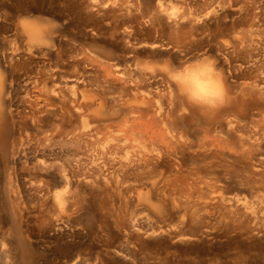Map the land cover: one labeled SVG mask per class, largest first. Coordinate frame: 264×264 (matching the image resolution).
<instances>
[{
    "label": "rangeland",
    "instance_id": "374dc122",
    "mask_svg": "<svg viewBox=\"0 0 264 264\" xmlns=\"http://www.w3.org/2000/svg\"><path fill=\"white\" fill-rule=\"evenodd\" d=\"M90 1L0 0V76L7 86L0 99V264H264L263 109L236 88L233 55L214 35L224 24L255 26L264 19V0H99L95 10ZM30 14L63 24L53 47L25 51L17 19ZM262 19L251 32L264 44ZM168 31L189 41L178 45ZM257 41L252 47L263 50ZM261 49L253 53L264 61ZM58 53L68 56L59 60ZM201 57L216 61L232 89L233 105L224 112L234 124H220L223 111L205 115L187 105L148 67L149 60ZM40 74L55 79L48 86L55 104L75 98L79 105L62 118L55 105L38 120L28 117L27 105L43 87L33 83ZM135 149L159 153L154 169L123 167L128 155L137 160ZM57 193L66 196L62 207Z\"/></svg>",
    "mask_w": 264,
    "mask_h": 264
},
{
    "label": "bare ground",
    "instance_id": "6f19581e",
    "mask_svg": "<svg viewBox=\"0 0 264 264\" xmlns=\"http://www.w3.org/2000/svg\"><path fill=\"white\" fill-rule=\"evenodd\" d=\"M95 4H94V3ZM98 2V4L100 3V4H102L103 5V2L101 3V2H99V0L97 1H90V5H89V8H96V7H94L95 5H98V4H96ZM102 5H101V7H102ZM100 6V5H99ZM241 7V6H240ZM242 8V11L245 9V8H243V7H241ZM247 8V7H246ZM249 9V8H248ZM95 10V9H94ZM129 10V9H128ZM91 11H93V10H91ZM213 11V10H212ZM241 11V10H240ZM246 11V15L248 14L247 13V11L248 10H245ZM248 12H250V11H248ZM256 12V11H255ZM107 14V13H106ZM240 14H243V12H240ZM245 14V13H244ZM243 14V15H244ZM255 14V16H256V13H254ZM253 14V15H254ZM262 13H258V15H261ZM169 15V14H168ZM173 15H175V14H173L172 13V15L170 14L169 16H171V17H173ZM245 15V16H246ZM257 15V16H258ZM188 16V15H187ZM242 16V15H241ZM248 16H249V14H248ZM248 16H247V20H248ZM263 16V15H262ZM132 17V16H131ZM224 17V16H223ZM238 17V16H237ZM243 18H244V16H243ZM242 18V22L244 21V19ZM256 18V17H255ZM258 18H259V16H258ZM135 19V18H134ZM171 19V18H170ZM182 19V18H181ZM180 19V20H181ZM190 19V18H189ZM238 19V18H237ZM262 18H260L259 19V22H260V20H261ZM191 20V19H190ZM193 20V19H192ZM246 20V19H245ZM246 20V21H247ZM264 19H262V21H263ZM234 22V21H233ZM241 22V24L243 25L244 23H242ZM259 22H256L255 23V26H254V22H252L250 25H249V27L248 28H250V29H247V30H241V28H240V30H238V29H236V27H234L236 24H234L233 25V27H225V24L224 25H222V26H219V27H216V29H215V31H214V35H215V37L216 38H218V40H220V42L222 43L221 45L223 46V47H226L227 46V52H229L228 53V55L229 56H231V55H233L232 57H230V59H231V63L233 62V63H236V66H234L233 68H231V72H232V78L234 79V81L236 82L235 84H236V88L238 89V90H240L241 91V93H242V96L244 97V99L246 100V101H249V105L250 104H253L254 106H257L259 109L260 108H262L263 110L261 111V114L264 116V67L262 66V63L264 62V61H262V59H261V61H259V58L257 57V56H255V53H253V50L254 51H256V55H257V49H261L262 47H259V48H257L256 49V47H252L254 44H256L257 45V43L256 42H258L257 40L259 39V42L260 43H262L261 41H263V39L260 41V37L257 39V38H255L256 36H258V35H253V33L251 32V28H253V27H256V26H258L257 25V23H259ZM174 24H175V26H176V24L177 23H175V22H173ZM236 23V22H235ZM247 23V22H246ZM245 23V24H246ZM173 24V25H174ZM192 24V23H191ZM244 24V25H245ZM259 24H261V23H259ZM263 24V23H262ZM247 26V25H246ZM264 26V25H263ZM259 27H261V26H259ZM169 28H171V27H169ZM172 28L174 29V27L172 26ZM180 28H182V27H179L177 30H179ZM232 28V29H231ZM172 29V30H173ZM236 29V30H235ZM253 29H255V28H253ZM169 30V29H168ZM181 30H183V29H181ZM180 30V31H181ZM192 31V30H191ZM169 32V34H171V40H172V37H173V39L175 40L174 42H176L178 45H185V44H187V41H189V40H187V38H186V35H183V33H184V31H181V32H183L182 34H180L181 32H179V35L177 34V33H174V31H173V33H172V31H171V33H170V31H168ZM186 32H187V30H186ZM185 32V33H186ZM189 33V32H188ZM231 34V35H230ZM228 35H230L231 37L234 35V37H232L233 39L232 40H230V39H228L227 38V36ZM21 36V35H20ZM62 36V35H61ZM188 36H190L189 34H188ZM255 36V37H254ZM22 38H24L23 36H22ZM169 38H170V36H169ZM195 38V37H194ZM189 39V38H188ZM24 41V40H23ZM172 42V41H171ZM17 43V42H16ZM14 44V46L15 45H17V44ZM65 43V42H64ZM175 43V44H176ZM233 44V47H232V50H229V48L228 47H230L229 45L230 44ZM259 44V43H258ZM25 45V44H24ZM200 45V44H199ZM256 45H254V46H256ZM261 45H263V47H264V44L262 43ZM18 47V46H17ZM17 47H15V49H17ZM59 47V46H58ZM24 48L26 49L25 51L26 52H28V51H30L31 53L33 52V53H35L34 51H32L31 49H29L26 45L24 46ZM23 48V49H24ZM68 48V47H67ZM256 50H255V49ZM13 49H14V47H13ZM13 49H12V51H13ZM14 49V50H15ZM69 50V49H68ZM264 50V49H263ZM263 50L261 49V51L260 52H263ZM38 51V50H37ZM258 52H259V50H258ZM259 52V53H260ZM9 53V52H8ZM23 53V52H22ZM29 53V52H28ZM72 53V52H71ZM7 54V53H6ZM30 54V53H29ZM4 55V54H3ZM3 55H2V57H3ZM14 55V54H13ZM23 55H25V53L24 54H21V56H23ZM31 55H33V54H31ZM35 55V54H34ZM33 55V56H34ZM260 55H264V54H260ZM6 56V55H5ZM21 56H19V57H21ZM28 56V55H27ZM63 56H65V54L64 53H58V55H57V58L59 59V60H63V59H65V57L67 58V56H65L64 58H63ZM7 57H8V55H7ZM6 57V58H7ZM29 57V56H28ZM27 57V58H28ZM70 57V56H69ZM107 58H109V56L107 57ZM9 59V58H8ZM21 59V58H20ZM23 59V58H22ZM21 59V60H22ZM264 59V58H263ZM18 60V59H17ZM23 60H25V61H27L25 58L23 59ZM34 60V59H33ZM70 59H68V61H69ZM7 61V60H6ZM12 62V61H11ZM28 63H29V61H27ZM67 62V61H66ZM260 62H262L261 64H259ZM13 63V62H12ZM12 63H11V65H12ZM27 63V64H28ZM232 63V64H233ZM77 64H79V63H77ZM229 64V63H228ZM227 64V65H228ZM231 64V65H232ZM61 65V64H60ZM237 65H238V67H237ZM261 65V66H260ZM264 65V64H263ZM229 66V65H228ZM30 67V66H29ZM39 67V66H38ZM245 67H247V68H245ZM19 67H13V69H12V71L14 72V71H16L17 69H18ZM45 68V67H44ZM48 68H49V66H48ZM48 68H46V69H48ZM76 68V67H75ZM26 69V68H25ZM40 69V68H39ZM45 69V70H46ZM50 69V68H49ZM57 70V69H56ZM55 70V71H56ZM41 71V70H40ZM44 71V70H43ZM43 71H41V72H43ZM51 71H52V68L48 71V72H50L51 73ZM230 70H228V72H229ZM46 72V71H45ZM36 73H37V71H36ZM44 73V72H43ZM42 73V74H43ZM46 74H47V72H46ZM45 74V75H46ZM25 75V74H24ZM47 75H49V74H47ZM44 76V77H42V75L40 74L39 76V78H38V80H36V82H33L34 83V85H35V88H37V89H39V86H41L42 88H41V90L39 89V90H37L38 92H39V95H37V96H35V98H34V100L33 101H29L30 102V105H27V106H30V112H28V117H30L31 119H33V120H38V119H40V116L43 114V113H45V112H48V108L47 109H45L46 107H49V108H51L50 106H56L55 107V114L57 115L58 114V112H59V116H60V118H62V117H64V112H69L70 110L69 109H74V107L75 106H77V105H79L78 104V102H77V99H75L74 98V100H71L70 101V103L69 102H67V101H63L62 102V104L59 102V105L56 103L55 104V101H54V99H55V97L53 98V94H52V92L49 90V89H51V87H48L49 86V84H50V79H54V78H51L50 76V78L48 77V76ZM55 75H56V73H54V76L53 77H55ZM84 76V75H83ZM31 77H33V76H31ZM30 77V78H31ZM37 77V76H36ZM42 77V78H41ZM24 78V77H23ZM27 78H29V77H27ZM59 78V77H58ZM223 78H224V80L226 79L225 77H224V75H223ZM35 79V78H34ZM60 80L62 79L61 77L59 78ZM63 80V79H62ZM54 81H55V79H54ZM53 81V82H54ZM77 81V80H76ZM31 82V81H30ZM52 82V83H53ZM56 82V81H55ZM58 82V81H57ZM225 82V81H224ZM69 83V82H68ZM54 84V83H53ZM60 84V83H59ZM65 84V83H64ZM71 84V83H70ZM24 85V84H23ZM56 85V84H55ZM58 85V84H57ZM56 85V88L58 89V87L59 88H61L60 86H57ZM225 85H226V87H227V90H228V102L223 106V107H221V108H219L218 109V111H219V113H222V111L224 112V110H227L228 108H230L232 105H233V100L232 99H230L229 98V94H230V92H231V87H229L228 85H227V83L225 82ZM68 86V85H67ZM67 86H66V88H67ZM172 86V85H171ZM70 87V86H69ZM174 87V86H173ZM29 88V87H28ZM34 88V87H33ZM53 88V87H52ZM73 88V87H72ZM6 89H7V86H6V84H5V82H4V79L2 78L1 79V76H0V99H2V96L4 95V93H5V91H6ZM19 89V88H18ZM69 89V88H68ZM25 90H26V88H25ZM70 90V89H69ZM170 90V89H169ZM22 92V91H21ZM27 92H29V91H27ZM60 92V91H59ZM69 92V91H68ZM72 93V92H71ZM75 93V92H74ZM35 94V93H34ZM60 94H62V93H60ZM31 95V94H30ZM33 95V94H32ZM54 95H57L55 92H54ZM70 95V94H69ZM74 95V94H73ZM65 96V95H64ZM23 97V96H22ZM21 97V98H22ZM25 97H27V95L25 96ZM74 97V96H73ZM72 97V98H73ZM181 98V97H180ZM182 100H183V98H181ZM93 103V102H92ZM91 103V104H92ZM29 104V103H28ZM95 104V103H94ZM99 104V105H98ZM101 104H102V102H101ZM100 102L99 103H97V105L100 107ZM142 104H143V102H142ZM141 104V105H142ZM144 104H146V103H144ZM61 105V106H60ZM68 105H70V107L68 108ZM87 105V104H86ZM93 105V104H92ZM128 105V103H126L125 104V106H127ZM173 105V104H172ZM176 106H177V104H175ZM15 106V105H14ZM57 106H59V108H61V110H57L56 108H57ZM104 106V105H103ZM99 107H95V108H98L99 110H101ZM147 107V106H146ZM93 108V107H92ZM75 109H78L77 107L75 108ZM98 109H96V110H98ZM158 109V108H157ZM160 109V108H159ZM158 109V110H159ZM162 109V108H161ZM174 110H173V112L175 111V110H177V108L175 107V108H173ZM95 110V111H96ZM98 110V111H99ZM49 111H52L51 109L49 110ZM168 111H171V110H168ZM168 111H167V113H168ZM200 111H202V113H204L205 115L206 114H208L209 112L208 111H203V110H200ZM29 113H30V116H29ZM60 113H61V115H60ZM98 113H101V112H98ZM144 113V112H143ZM143 113H140V114H143ZM146 113V112H145ZM157 113V112H156ZM171 113H172V111H171ZM25 114V113H24ZM134 114V113H133ZM170 114V112L168 113V115ZM26 115V114H25ZM26 116V117H27ZM145 116H146V114H145ZM221 116V115H220ZM223 116H224V118L225 119H222V120H220V124L222 125V126H224V125H226L227 124V126L228 125H230V124H234V122H232V123H230V121H229V119H231V118H229V116H230V114H226L225 112H224V114H223ZM222 116V117H223ZM27 117V118H28ZM166 117V116H165ZM24 118V117H23ZM26 118V119H27ZM155 118V117H154ZM153 118V119H154ZM163 118H164V116H163ZM167 118V117H166ZM136 119V118H135ZM140 119V118H139ZM139 119H138V121H139ZM137 120V119H136ZM156 120V119H155ZM146 122L148 121V122H150V120H145ZM151 122H153V121H151ZM168 122V121H167ZM155 122H153V124H154ZM146 124V123H145ZM162 123H160V125H161ZM150 125H152V123H150ZM164 125V124H163ZM140 126V125H139ZM146 126H148L149 127V125H146ZM159 126V125H158ZM233 127V126H232ZM228 128V127H227ZM230 128H231V126H230ZM96 129V128H95ZM235 129V128H234ZM237 129V128H236ZM1 130V129H0ZM158 130V129H157ZM86 131V130H85ZM233 131V130H232ZM258 131V130H257ZM259 131H260V129H259ZM82 132V131H81ZM141 132V131H140ZM144 132H145V130H144ZM234 132H235V130H234ZM238 132V131H237ZM71 133V132H70ZM60 134H61V132L59 131V134H58V136H60ZM143 134V133H142ZM256 134V133H255ZM258 134V133H257ZM261 134V133H260ZM240 135V134H239ZM243 135V137H244V134H242ZM253 135V134H252ZM251 135V136H252ZM259 135V134H258ZM263 136H264V134H262ZM262 135L260 136V137H262ZM258 136V137H259ZM240 137V136H239ZM84 138V137H83ZM250 138V137H249ZM44 140H49V138L48 137H46V138H43ZM75 139V138H74ZM89 139H91V138H89ZM240 139H242V136H241V138ZM254 140L256 139V136L254 135V138H253ZM258 140V139H257ZM257 140H255V143L257 142ZM69 141V140H68ZM80 141V140H79ZM243 141V140H242ZM259 141V140H258ZM76 142H77V144L75 143V142H71V144L73 143H75V147H77V149H75L74 151H77L76 153L75 152H73V153H75V154H78V151H79V148L78 147H80V144L79 143H81V141L80 142H78V140L76 139ZM133 142V141H132ZM238 142H241L240 140L238 141ZM251 142H254L253 140L251 141ZM139 143V142H138ZM242 143V142H241ZM241 143H238L239 144V146H241L242 144ZM72 144V146L74 147V145ZM86 144V143H85ZM156 144L158 145V143L156 142ZM244 144H245V142H244ZM4 145V144H3ZM55 145V144H54ZM62 145V144H61ZM65 145V146H64ZM84 145V144H83ZM255 144L253 143L250 147H253ZM53 146V145H52ZM51 146V147H52ZM63 146L64 147H67L66 146V144H63ZM117 146L118 145H116V148H117ZM150 146H151V144H150ZM173 144L171 143V146H169V148L171 149V151L174 149L173 148ZM84 147V146H83ZM119 147V146H118ZM139 147V146H138ZM145 147H147L146 145L144 146V148ZM212 147V146H211ZM233 147V146H232ZM243 147L245 148L246 147V145L244 146L243 145ZM255 147V146H254ZM111 148V147H110ZM115 148V152H116V150H119V149H116ZM194 148V147H193ZM247 148V147H246ZM245 148V149H246ZM4 149V148H3ZM127 149V148H126ZM147 149V148H146ZM44 150V149H43ZM96 150V149H95ZM111 151L112 150H114L113 148H111L110 149ZM109 150V151H110ZM125 150V149H124ZM123 150V151H124ZM132 150V149H131ZM135 150H137L138 152H140L138 149H135ZM153 150H155V149H153ZM193 150V149H192ZM241 150V149H240ZM248 150V149H247ZM246 150V151H247ZM57 151V150H56ZM60 151V150H59ZM134 151V150H133ZM137 151L135 152V154L137 153ZM141 151H144L143 150V148H142V150ZM95 152V151H94ZM107 152V151H106ZM128 152H131V151H129L128 150ZM154 151H146V152H144V153H141L140 152V154L138 155V154H136V155H138V156H136L137 158V160H134L133 161V159L128 155V158H126V159H124V161L125 162H121L122 164H124L123 165V167L127 170V171H129L130 169L132 170V169H134V170H139L140 171V169L141 168H145V167H147V168H149V169H154V167L156 166V163H155V161H156V159H157V157L159 156V153H153ZM52 153V152H51ZM99 153V152H98ZM113 152H111V154H112ZM123 153V152H122ZM134 153V152H133ZM248 153V152H247ZM50 154V153H49ZM80 154V153H79ZM83 153H81V155H82ZM101 154V153H100ZM102 154H103V152H102ZM109 154V153H108ZM114 154V153H113ZM135 154H134V156H135ZM74 155V154H73ZM104 155V154H103ZM102 155V156H103ZM114 155H116V154H114ZM121 155V154H120ZM130 155H132V152H131V154ZM208 155V154H207ZM215 155V154H214ZM216 155H217V153H216ZM39 156V155H38ZM55 156V155H54ZM76 156V155H75ZM118 156V155H117ZM110 157V156H109ZM114 157V156H113ZM113 157H110L111 159L113 158ZM219 157H222V156H219ZM107 159H109L108 157H106ZM115 159H117V157H114ZM113 158V159H114ZM134 158V157H133ZM259 158V157H258ZM260 158H262V157H260ZM264 158H262V160H263ZM79 160V159H78ZM82 160V159H81ZM81 160L79 161V162H81ZM104 160H106V159H104ZM158 160V159H157ZM214 160V159H213ZM77 161V160H76ZM94 161V160H93ZM108 161V164H109V161H111L110 159L109 160H107ZM219 161V160H218ZM217 161V162H218ZM39 162V161H38ZM72 162V161H71ZM83 162V161H82ZM81 162V163H82ZM106 162V161H105ZM68 163V162H67ZM73 163V162H72ZM85 163V162H84ZM92 163H94V162H92ZM96 163V162H95ZM69 164V163H68ZM100 164V163H99ZM98 163L97 164H93L94 165V167L95 168H97V169H99L100 168V166H99V168L98 167H96V165L98 166L99 165ZM106 164V163H105ZM121 164V165H122ZM37 165V164H36ZM67 165V164H66ZM82 165V164H81ZM60 166V165H59ZM73 166V165H72ZM102 166V165H101ZM108 166V165H107ZM70 167V166H69ZM75 167V166H74ZM103 167V166H102ZM109 167V166H108ZM107 167V169H109ZM122 167V168H123ZM134 167H137V168H134ZM40 168V167H39ZM42 168V167H41ZM40 168V169H41ZM112 168V167H111ZM59 169V168H58ZM66 169V168H65ZM101 169V168H100ZM100 169L98 170V171H100ZM119 169V172L121 171L120 170V168H118ZM117 169V170H118ZM60 170V172H61V168L59 169ZM58 170V171H59ZM81 170V169H80ZM84 170V169H83ZM104 170V169H103ZM103 170H101V171H103ZM106 170V169H105ZM130 170V171H131ZM62 171H65L64 169H62ZM77 171V170H76ZM92 171V170H91ZM98 171H97V173H98ZM100 171V172H101ZM107 172H108V170H106ZM111 170H109V172H110ZM143 171H145V170H142V172ZM79 172V171H78ZM99 172V173H100ZM133 172V171H132ZM86 173V172H85ZM95 173H96V171H95ZM113 173H114V171H113ZM113 173L111 174V175H108L107 174V176L110 178V176H112L113 175ZM118 173V172H117ZM65 175H66V172L64 173ZM104 174H106V173H104ZM135 174V172H133V175ZM156 174V173H155ZM175 174V173H174ZM115 175H117V174H115ZM120 175H122V174H120ZM106 176V177H107ZM119 176V173H118V175H117V177ZM124 176V175H123ZM139 176V175H138ZM103 177V176H102ZM112 177H114V175L112 176ZM116 177V176H115ZM167 177H169V176H167ZM187 177V176H186ZM173 178V177H172ZM68 179V178H67ZM107 179V178H106ZM117 179V178H116ZM115 179V180H116ZM119 179V178H118ZM66 180V179H65ZM103 180H104V178H103ZM107 181V180H106ZM44 182V181H43ZM46 182V181H45ZM67 182H69L68 180H67ZM70 183V182H69ZM106 183V182H105ZM108 183H110L109 181H108ZM45 184H47V183H45ZM66 184V183H65ZM74 184V183H73ZM32 185V184H31ZM35 185V184H34ZM38 187V186H37ZM39 188V187H38ZM37 188V189H38ZM41 188V187H40ZM67 189H68V187H67ZM48 191V190H47ZM46 192V191H45ZM44 191H43V194L45 193ZM40 193H42V191H40ZM47 193V192H46ZM65 193H66V191H65ZM78 193V192H77ZM68 194V193H67ZM45 196H48V195H46L45 194ZM55 196V199L58 201L57 203L59 204V206L60 207H62V205L64 204V197H66V196H62V193H57V195H54ZM38 197V196H37ZM40 197V196H39ZM68 197H69V195H68ZM72 197H74L73 195H72ZM72 197H70V198H72ZM76 198V197H75ZM65 199H67L66 201H67V203H69L68 202V198H65ZM66 201H65V203H66ZM70 201H72L71 203H74L75 201L73 200V198H72V200H70ZM74 201V202H73ZM77 202H75L74 203V206L73 207H75V204H76ZM57 204V205H58ZM70 204V203H69ZM79 205V204H78ZM71 206H72V204H71ZM58 207V206H57ZM65 207V206H64ZM63 207V208H64ZM58 209H60L59 207H58ZM63 210H65V209H63ZM69 210V209H68ZM71 211V210H70ZM194 211H196L195 209H193V212L191 211V215H190V217H191V222H196L197 223V221H199L198 219H196V215L194 214V213H196V212H194ZM57 216V217H56ZM56 216H53V217H56L57 219H59L58 218V215H56ZM199 217V216H198ZM200 219V218H199ZM58 221V220H57ZM56 224H58L59 222H55ZM60 223H61V220H60ZM131 224H133L134 225V223L133 222H131ZM189 224V223H188ZM60 225V224H59ZM133 225H131L132 227H133ZM199 225V224H198ZM135 226V225H134ZM58 227V226H57ZM246 226H244L243 228L246 230V228H245ZM251 227V226H250ZM56 228V227H55ZM64 228V227H63ZM195 228V227H194ZM193 228V229H194ZM248 229H249V226L247 227ZM51 229H52V227H51ZM58 228H56V230H57ZM136 229V228H135ZM134 229V230H135ZM247 229V230H248ZM244 230V231H245ZM50 232V231H49ZM252 233V232H251ZM64 235V234H63ZM1 253V252H0ZM2 258V257H1ZM78 258V257H77ZM79 259V258H78ZM83 260V259H82ZM89 260H90V258H89ZM93 261V260H92ZM78 262V261H77ZM82 262V261H81ZM90 262V261H89ZM89 262H86V263H89ZM29 263H32V261H29ZM85 263V264H86ZM93 263H94V261H93ZM23 264H25V263H23ZM26 264H28V263H26ZM76 264V263H75ZM79 264V263H78ZM89 264H91V263H89Z\"/></svg>",
    "mask_w": 264,
    "mask_h": 264
},
{
    "label": "clouds",
    "instance_id": "9594fccd",
    "mask_svg": "<svg viewBox=\"0 0 264 264\" xmlns=\"http://www.w3.org/2000/svg\"><path fill=\"white\" fill-rule=\"evenodd\" d=\"M17 25L25 45L32 51L51 48L63 24L38 14L20 16ZM151 71L163 74L175 92L193 108L212 112L228 102V90L223 74L211 57H201L182 64L168 59L148 61Z\"/></svg>",
    "mask_w": 264,
    "mask_h": 264
}]
</instances>
